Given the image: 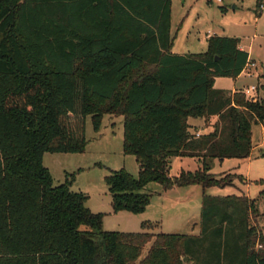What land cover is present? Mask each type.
<instances>
[{"label": "trees", "instance_id": "1", "mask_svg": "<svg viewBox=\"0 0 264 264\" xmlns=\"http://www.w3.org/2000/svg\"><path fill=\"white\" fill-rule=\"evenodd\" d=\"M170 19L171 0H0V264H264L256 200L244 194L203 193L198 236L153 234L149 221L105 232L73 175L54 185L43 166L46 153L84 152L88 117L98 132L121 116L122 152L139 172L104 178L113 213L144 212L149 184L230 185L211 165L249 158L264 102L213 85L239 77L248 54L218 36L205 53L173 54ZM189 119L215 122L196 137ZM177 157L200 166L171 177Z\"/></svg>", "mask_w": 264, "mask_h": 264}, {"label": "rangeland", "instance_id": "2", "mask_svg": "<svg viewBox=\"0 0 264 264\" xmlns=\"http://www.w3.org/2000/svg\"><path fill=\"white\" fill-rule=\"evenodd\" d=\"M170 32L174 38L171 52L176 55L207 52L210 37L237 38L245 51L250 53L255 68L246 69L237 81L216 78L213 87L225 91H244L253 86L256 88L254 95L264 102V6L262 10L256 8V0H222L221 3L216 0H173ZM214 122V119H210L201 125L211 127ZM86 140L83 153H46L42 163L49 171L54 185L62 184L66 179L71 180L73 175L71 191L85 194L88 197L85 206L93 213L103 214V231L137 233L142 231L141 223L159 221V232L171 234L178 231L179 235L184 236L197 234L201 215L199 197L202 188L199 185L188 189L182 187L177 194L171 188L149 184L143 190V193L150 195L144 212H112L111 197L104 178L122 169L135 178L139 172L134 157L122 152L121 116H104L98 132L93 131L88 117ZM252 146L247 159L214 160L210 174L217 178L223 176L230 185L202 191L211 197L233 196L244 192L256 200L259 214L256 223L264 234V123L252 127ZM199 166L194 158H176L170 163L169 175L177 176L181 171L194 173ZM235 175L239 178H235ZM150 245L151 242L145 246L143 255Z\"/></svg>", "mask_w": 264, "mask_h": 264}, {"label": "crops", "instance_id": "3", "mask_svg": "<svg viewBox=\"0 0 264 264\" xmlns=\"http://www.w3.org/2000/svg\"><path fill=\"white\" fill-rule=\"evenodd\" d=\"M172 2H173V0H171V12H172ZM170 22H171V19H170ZM170 35H171V32H170ZM172 37V36H171ZM173 38V37H172ZM233 38H235V37H233ZM239 48H240V50H243V51H245V49H244V47L241 45V43H239ZM246 52V51H245ZM247 54H248V60H249V62L250 63H253V64H255L254 62H253V59L250 57V53L249 52H247ZM254 68H255V66H254ZM250 69H253V68H250ZM246 70V68L244 69V71ZM243 71V72H244ZM242 72V73H243ZM242 73L240 74V76L242 75ZM239 76V77H240ZM239 77H237L235 80L237 81L238 79H239ZM235 90H238V89H233V90H231V91H228V92H231V93H233ZM240 90V89H239ZM256 98H257V96H256ZM215 120V119H214ZM204 122V120L203 119H189L188 120V123H189V125H191V126H193V127H195V132H196V137H198V136H200L201 134H206V133H209L210 131H211V127H203L201 124ZM197 123H200V124H198L197 125ZM197 134H198V136H197ZM253 148V147H252ZM178 158V157H177ZM174 159H176V158H173V159H171L170 160V163H172L173 162V160ZM181 159V158H180ZM197 160V159H196ZM189 187H191V186H188V187H186V189H188ZM180 188H182V187H172L171 188V190H173V191H175V192H177V194L179 193V189ZM242 192V191H241ZM203 191L201 190V195H200V204H201V201H202V195H203ZM241 194H244V192L243 193H241ZM241 194H239V195H241ZM239 195H236V196H239ZM247 198H249V199H251L247 194H244ZM92 212V211H91ZM201 213V212H200ZM259 215V214H258ZM260 216H261V214H260ZM156 222H158V229H157V231H155V232H152L153 234H157V233H162V232H159V228H160V224H159V221H156ZM178 232V231H177ZM177 232H175V233H171V234H180V233H177ZM199 232H200V229L197 231V234H190V235H188V236H197V235H199ZM168 234V233H167ZM189 264H191V263H189Z\"/></svg>", "mask_w": 264, "mask_h": 264}, {"label": "built area", "instance_id": "4", "mask_svg": "<svg viewBox=\"0 0 264 264\" xmlns=\"http://www.w3.org/2000/svg\"><path fill=\"white\" fill-rule=\"evenodd\" d=\"M217 3H221L222 0H216ZM264 4L261 3L259 6V10L263 9ZM255 64L253 63H249L246 66V69H250V68H254ZM256 91V88L251 86L250 88H247L246 90L242 91L243 94L245 95L246 98H248V100L254 101L256 99V96L254 95V92ZM198 136V134H197Z\"/></svg>", "mask_w": 264, "mask_h": 264}]
</instances>
